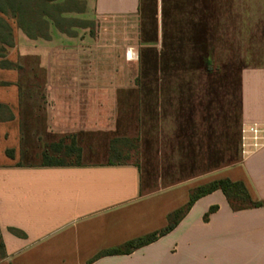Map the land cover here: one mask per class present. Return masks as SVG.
I'll use <instances>...</instances> for the list:
<instances>
[{"label":"crops","instance_id":"crops-1","mask_svg":"<svg viewBox=\"0 0 264 264\" xmlns=\"http://www.w3.org/2000/svg\"><path fill=\"white\" fill-rule=\"evenodd\" d=\"M92 7L96 27L133 24L135 36L24 34L2 60L12 66H0V104L13 119L0 122V264H89L165 229L192 189L223 179L242 183L262 206L234 211L213 192L157 241L91 264H264V149L245 159L239 153L242 124L264 123V66L251 63L263 39L264 0H92ZM178 45L193 54L195 93L211 135L237 162L153 193L143 192L134 165L40 166L45 145L62 139L76 141L82 160L106 150L111 139L91 136L116 133L119 93L137 88L139 59L161 65Z\"/></svg>","mask_w":264,"mask_h":264},{"label":"rangeland","instance_id":"rangeland-1","mask_svg":"<svg viewBox=\"0 0 264 264\" xmlns=\"http://www.w3.org/2000/svg\"><path fill=\"white\" fill-rule=\"evenodd\" d=\"M80 1H83V4L87 3L86 11L83 14L67 15L68 18L77 20L71 24L82 26L75 29L77 36L93 38L98 35L103 38L120 39L135 36L137 28L133 24L129 29L118 30L106 25L103 28L96 27L92 0ZM80 6V4H71L67 8L75 9ZM9 23L15 38L24 35L15 20H10ZM55 29L51 26V35ZM87 48L89 49L86 52L87 59H92L90 51L92 46ZM176 48L177 53L172 55L176 60L172 59L163 66L157 61L144 62L139 59L137 62L139 67L141 66L143 71L151 75L150 84L141 88L137 86L133 91L119 93L117 137H124L130 141L128 148L133 149L127 162L139 168L144 193H153L189 180L201 179L234 164L239 159L235 151L221 146L210 136L207 125L203 122L199 98L195 93L194 62L190 59L193 54L189 53V50L187 53H180L179 45ZM10 49L7 48L5 54L1 56L6 57ZM179 58L185 60L180 61ZM2 60L3 58L0 57V66L5 65ZM156 63L159 65L158 68L154 67ZM251 63L254 66H264V30L263 39L256 46ZM159 69L162 70L161 76L158 75ZM113 137L111 133L102 132L92 135L91 140L98 142ZM107 145L106 150L104 148L97 150L102 156L92 155L82 161L107 162L109 142ZM68 161L74 159L70 158Z\"/></svg>","mask_w":264,"mask_h":264},{"label":"trees","instance_id":"trees-1","mask_svg":"<svg viewBox=\"0 0 264 264\" xmlns=\"http://www.w3.org/2000/svg\"><path fill=\"white\" fill-rule=\"evenodd\" d=\"M82 2L83 1L80 0H0V57L5 58V56L1 55L5 54L7 48H12L15 43L14 31L9 23L10 20H15L24 34L32 40H50L52 37L51 26H54L59 32L67 36H77L75 29L81 28L82 26L71 24L77 20L68 18L67 15L72 13L83 14L86 11L87 3L85 2V4H83ZM71 4H80L81 6L80 8L75 9L67 8V6ZM168 62V60L163 61L162 66ZM2 66L11 67L12 65L5 63V65ZM158 66L159 65L157 63L154 64V67L158 68ZM140 76L141 77L137 79V86L141 88L146 86L148 83L150 84V74L142 70ZM198 98L200 107L203 111V122L206 124L204 108L199 96ZM0 113L2 115L0 116V122L13 119V114L5 105L0 104ZM118 128L119 124L117 121V131ZM117 131L115 133L116 135L111 138L109 143V159L107 164L112 166L134 165L127 162L130 152L133 149L128 148L130 141L124 137H117ZM208 132L210 133L209 129ZM210 136L213 138L211 133ZM69 141L70 142L66 144V140L62 139L58 143L45 145L40 154V166H80L82 164V149L77 145L74 139ZM7 154L12 155V151H7ZM70 158H73L74 161H68ZM216 191H221L225 195L234 211H240L248 208H258L262 206L261 203H254L251 200L245 186L242 183L232 182L228 179L213 181L192 189L190 191L189 202L183 208L169 215V224L165 229L128 242L123 246L102 252L92 261L105 256L127 255L141 247L157 241L175 229V227L199 199ZM216 210L217 207H212L205 215V219H207L209 215L214 213ZM12 232L19 234V232L15 230H12ZM5 257V246L0 232V261ZM92 261H90L89 264H91Z\"/></svg>","mask_w":264,"mask_h":264},{"label":"built area","instance_id":"built-area-1","mask_svg":"<svg viewBox=\"0 0 264 264\" xmlns=\"http://www.w3.org/2000/svg\"><path fill=\"white\" fill-rule=\"evenodd\" d=\"M127 58L134 59L133 50H129ZM264 149V123H244L240 129L239 153L242 159Z\"/></svg>","mask_w":264,"mask_h":264}]
</instances>
